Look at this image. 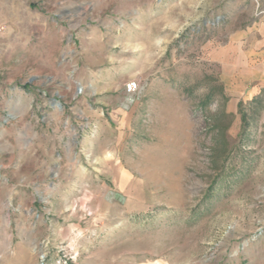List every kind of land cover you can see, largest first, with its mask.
Returning a JSON list of instances; mask_svg holds the SVG:
<instances>
[{"label":"rangeland","instance_id":"1","mask_svg":"<svg viewBox=\"0 0 264 264\" xmlns=\"http://www.w3.org/2000/svg\"><path fill=\"white\" fill-rule=\"evenodd\" d=\"M260 18L0 0V264H264V87L230 106L205 51Z\"/></svg>","mask_w":264,"mask_h":264},{"label":"crops","instance_id":"2","mask_svg":"<svg viewBox=\"0 0 264 264\" xmlns=\"http://www.w3.org/2000/svg\"><path fill=\"white\" fill-rule=\"evenodd\" d=\"M234 29L229 43H209L205 47L230 106L250 99L264 87V20Z\"/></svg>","mask_w":264,"mask_h":264},{"label":"built area","instance_id":"3","mask_svg":"<svg viewBox=\"0 0 264 264\" xmlns=\"http://www.w3.org/2000/svg\"><path fill=\"white\" fill-rule=\"evenodd\" d=\"M0 31H1V27H0ZM124 87H125V91L127 93H133L138 89L139 82L137 80L127 81L125 83Z\"/></svg>","mask_w":264,"mask_h":264}]
</instances>
